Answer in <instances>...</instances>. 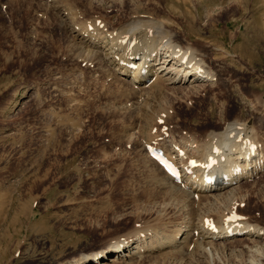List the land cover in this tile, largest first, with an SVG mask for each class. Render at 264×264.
I'll return each instance as SVG.
<instances>
[{
	"label": "rangeland",
	"instance_id": "rangeland-1",
	"mask_svg": "<svg viewBox=\"0 0 264 264\" xmlns=\"http://www.w3.org/2000/svg\"><path fill=\"white\" fill-rule=\"evenodd\" d=\"M62 2L72 18L64 24L45 9L44 0H0V264H74L81 255L146 227L165 233L190 219L172 206L162 208L141 173L138 146L146 134L177 141L191 130L201 135L221 121L218 112L227 113L226 108L227 119L251 113L264 130L262 118L250 111L257 107L254 101H264V0ZM129 14L193 44L211 63L210 55H217L212 65L221 68L226 81L203 94L201 89L192 94L178 88L184 92L177 95L166 90L157 105L167 115L157 107L145 108L144 96L136 100L70 32L72 23L102 17L115 26ZM119 90L129 96L124 99ZM253 181L244 184L235 202L222 197L216 212L202 214L220 221L233 208L246 222L264 227V178ZM194 237L189 238L192 248L184 244L180 251L187 250L185 256L153 251L150 257L145 252L106 262L115 252L103 250L98 257L103 264H264V239L195 251Z\"/></svg>",
	"mask_w": 264,
	"mask_h": 264
},
{
	"label": "bare ground",
	"instance_id": "bare-ground-1",
	"mask_svg": "<svg viewBox=\"0 0 264 264\" xmlns=\"http://www.w3.org/2000/svg\"><path fill=\"white\" fill-rule=\"evenodd\" d=\"M62 1L44 0L45 4H49V8L45 7V9L58 14L59 19H62L61 23L64 24V19L72 18L70 7H67V3L64 4ZM130 14L122 24L115 26H113L114 23L108 24L107 20L102 17H95L93 20H86L82 23H72L70 32L72 31L75 38L84 44V52L91 59L101 60L117 77V80L130 92L132 91V96H135L136 100L137 97L144 96L143 99L140 98V102L146 103L145 108L157 107L158 110H163L164 108L160 104L157 105V102L166 90L177 95V93L184 92L179 89H190L192 94L201 89L203 94L205 88L219 87L226 81L227 78L220 75L221 68L218 70L212 65V63L216 65L217 55L209 54L213 58L211 63L192 46L193 44L183 42L184 40H179L177 37L173 38L167 30L150 24L147 18L137 17L138 15L134 17ZM123 90H119L121 93H118L125 99L129 96V92ZM135 94H140V96ZM128 100L130 99L125 101ZM234 101L237 102L236 99ZM254 102H257V107L250 111L253 114L258 113L264 123V101ZM126 105L129 106V103ZM132 106L134 107V105ZM226 109L227 113H225V109L218 112L217 117L221 121H216L217 124L209 126L201 135H196L195 131L191 130V134H187V136H182L183 134L180 133L182 134L181 138L178 136L177 141L166 134L163 136V132H159V135L162 134L163 137L146 134L148 135L146 140H143L141 146H138V151L143 155L140 164L141 173H145L147 181L154 189L153 195L160 196L162 208L172 206L176 214H183L184 218L190 219L179 221L177 226L173 224L175 227L168 231L166 229L165 233L163 229L162 233H158L155 227H146L135 232L133 236H127L123 240L105 246L103 250L115 252L114 255L106 256V262H115L120 258L138 257L145 252V256L149 254L150 257L153 251L160 252V255L163 256H170L180 252L184 244L185 247H188L190 236H196L194 237L197 240V242L194 241L196 242L195 251H205L207 245L213 247L231 241L247 239L253 242V240L264 239V227L246 222L243 219L245 217L236 213L233 208L226 209L228 212L221 217V222L211 220L209 216L202 214V210L208 211L218 207L217 205L223 201L222 197L228 196L227 199L231 197L232 201L242 193L244 184L252 185L254 183L252 180L257 176L264 178V130L256 127L251 113L248 116L239 113L242 117L235 114L232 118L227 119L230 110ZM164 113L167 112L164 111ZM161 128L163 130V127ZM146 145L162 149L179 166L180 176L175 178L170 175L159 163L149 157L146 153ZM135 164L137 163L135 162ZM203 201L207 202L203 203ZM262 203L264 202L262 201ZM242 204L241 207L245 205V203ZM232 205L234 206V204ZM222 208L220 207V209ZM233 213L240 217L228 219ZM218 221L220 223H216ZM189 247L192 248V245ZM103 250L83 254L74 264H83L89 256H91L89 264H103L98 257L99 252ZM182 253L184 256L189 254L187 250ZM182 253L180 252V254Z\"/></svg>",
	"mask_w": 264,
	"mask_h": 264
}]
</instances>
